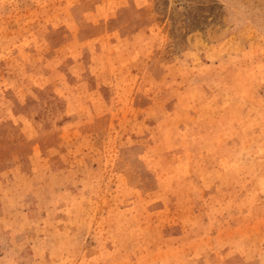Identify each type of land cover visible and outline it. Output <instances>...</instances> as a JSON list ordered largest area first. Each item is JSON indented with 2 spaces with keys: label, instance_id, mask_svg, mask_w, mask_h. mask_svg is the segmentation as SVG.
<instances>
[{
  "label": "rangeland",
  "instance_id": "rangeland-1",
  "mask_svg": "<svg viewBox=\"0 0 264 264\" xmlns=\"http://www.w3.org/2000/svg\"><path fill=\"white\" fill-rule=\"evenodd\" d=\"M0 264H264V0H0Z\"/></svg>",
  "mask_w": 264,
  "mask_h": 264
}]
</instances>
